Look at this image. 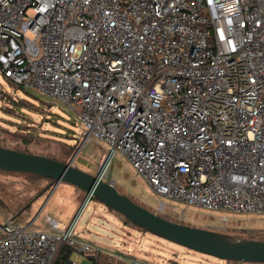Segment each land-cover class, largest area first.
I'll list each match as a JSON object with an SVG mask.
<instances>
[{
  "label": "built area",
  "instance_id": "obj_1",
  "mask_svg": "<svg viewBox=\"0 0 264 264\" xmlns=\"http://www.w3.org/2000/svg\"><path fill=\"white\" fill-rule=\"evenodd\" d=\"M0 72L76 112L80 145L105 142L155 194L264 214V0H0ZM15 218L0 264L98 259L74 223Z\"/></svg>",
  "mask_w": 264,
  "mask_h": 264
},
{
  "label": "rangeland",
  "instance_id": "obj_2",
  "mask_svg": "<svg viewBox=\"0 0 264 264\" xmlns=\"http://www.w3.org/2000/svg\"><path fill=\"white\" fill-rule=\"evenodd\" d=\"M78 123L79 117L72 109L34 90L14 85L0 72V142L5 147H17L40 155L51 154L66 161L77 151L72 165L95 174L109 146L103 141L94 140L80 145L81 138L78 135L81 127ZM103 179L149 210L157 211L159 200L172 205L178 213L184 210L183 215H167L171 221L211 229L224 227L220 216L226 215V229L221 231L240 238L264 237V214H232L193 205L185 206L166 199L155 194L143 177L135 172L131 163L119 153L110 158ZM51 191L53 197L62 195L63 200L52 205L60 213H65L68 198L77 204L70 218L71 223L75 224V232L83 230L94 238L117 244L140 260L156 264H238L192 251L125 223L119 214L94 198L84 204L85 193L68 183L55 184L50 179L31 177L26 173L0 170V224L5 221L6 215H18L15 221L29 220ZM47 212L46 209L39 211L37 222ZM50 214L55 216L54 212ZM70 219L61 220L59 227L65 228L63 226ZM70 260L79 262L81 258L72 250Z\"/></svg>",
  "mask_w": 264,
  "mask_h": 264
},
{
  "label": "water",
  "instance_id": "obj_3",
  "mask_svg": "<svg viewBox=\"0 0 264 264\" xmlns=\"http://www.w3.org/2000/svg\"><path fill=\"white\" fill-rule=\"evenodd\" d=\"M76 153L69 161L63 162L45 155L0 146V170L37 174L50 178L55 184L68 183L85 193L84 204L88 199L96 198L132 224L192 251L237 263L264 262V239L240 238L215 229L168 220L137 204L120 193L113 184L102 179L103 166L109 154H106L97 172L91 174L72 165ZM64 264H68V261Z\"/></svg>",
  "mask_w": 264,
  "mask_h": 264
},
{
  "label": "crops",
  "instance_id": "obj_4",
  "mask_svg": "<svg viewBox=\"0 0 264 264\" xmlns=\"http://www.w3.org/2000/svg\"><path fill=\"white\" fill-rule=\"evenodd\" d=\"M52 191L47 195L45 201L41 204L39 210L37 213L30 218L35 219V225H41L43 222V218L45 216H49L53 218L55 221L58 222V225L61 224L62 221H68L70 218H72L73 213L75 212L76 208L78 207L77 204L73 203V200L68 198L66 202V211L65 213H60L58 209H55L52 205L61 202L62 195L58 194L55 197L54 194H51ZM63 200V199H62ZM48 202V204L46 203ZM47 204V205H46ZM46 209L48 212L45 213V216L40 219L37 222L39 211ZM51 212H54L55 216L50 214ZM26 214V212H25ZM13 217V215H6L4 216L5 219ZM29 219V220H30ZM71 223V219L68 224H65L63 227H67ZM75 229V224H74ZM76 236L78 240L90 242L94 245L100 246L101 252L98 254V259L96 262H94V258L90 255H84L80 256L81 260L79 261L82 264H88L89 262H94V264H156L154 262L146 261V260H140L137 256L131 254L128 252V250H123L119 248L117 244L106 242V240L102 238L93 237L91 234L85 233L83 230L76 231ZM59 259L63 260L64 262H67L70 260V252H67V250L64 248L61 249V252L58 256ZM57 258V259H58Z\"/></svg>",
  "mask_w": 264,
  "mask_h": 264
},
{
  "label": "trees",
  "instance_id": "obj_5",
  "mask_svg": "<svg viewBox=\"0 0 264 264\" xmlns=\"http://www.w3.org/2000/svg\"><path fill=\"white\" fill-rule=\"evenodd\" d=\"M0 146H3V147H5V145L3 144V143H1L0 142ZM7 147V146H6ZM11 149H15V150H19V151H23V152H28V151H25L24 149H20V148H17V147H11ZM31 153V152H30ZM45 156H48V157H50V158H53V159H56V160H59V161H63V162H67L64 158H62V157H59V156H55V155H51V154H45ZM2 171H4V170H2ZM6 172H9V171H6ZM26 174H28V173H26ZM28 176H31V177H42V176H39V175H37V174H28ZM42 178H46V177H42ZM47 179H50V178H47ZM51 180V179H50ZM52 181V180H51ZM95 200H97L96 198H94ZM98 201V200H97ZM107 207V206H106ZM109 209H111L110 207H108ZM111 210H113V209H111ZM114 211V210H113ZM152 211V210H151ZM115 212V211H114ZM152 212H155L156 214H158V215H160V216H162V217H164V218H166V219H168V220H170L168 217H167V215H164V214H160V213H158L157 211H152ZM14 213V212H13ZM13 216H18V215H13ZM122 217V216H121ZM123 218V217H122ZM123 221L125 222V223H129V224H132V222H130L128 219H125V218H123ZM132 225H135V224H132ZM137 228H139V229H141V230H143V231H145V232H147L146 230H144V229H142V228H140L139 226H137V225H135ZM248 238H252V239H264V237H253V236H250V237H248ZM65 249L67 250V252H71L70 250H69V248H67V247H65ZM231 262H234V261H231ZM236 263V262H235ZM55 264H64V261L63 260H61V259H57L56 260V262H55ZM238 264H240V263H238ZM242 264H264V262H254V263H251V262H246V263H242Z\"/></svg>",
  "mask_w": 264,
  "mask_h": 264
},
{
  "label": "bare ground",
  "instance_id": "obj_6",
  "mask_svg": "<svg viewBox=\"0 0 264 264\" xmlns=\"http://www.w3.org/2000/svg\"><path fill=\"white\" fill-rule=\"evenodd\" d=\"M106 171H107V163H105L103 166V173H106Z\"/></svg>",
  "mask_w": 264,
  "mask_h": 264
}]
</instances>
